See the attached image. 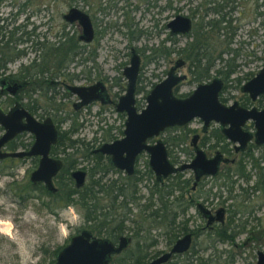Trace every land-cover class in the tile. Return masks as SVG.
Wrapping results in <instances>:
<instances>
[{"label": "rangeland", "instance_id": "1", "mask_svg": "<svg viewBox=\"0 0 264 264\" xmlns=\"http://www.w3.org/2000/svg\"><path fill=\"white\" fill-rule=\"evenodd\" d=\"M19 1L22 2L23 0H2L0 2V25L3 26V17L9 14L7 12L9 7H6L7 3L15 4ZM88 1L92 5L81 0H54L48 12L40 11L38 15L30 18L35 32L38 33L34 40L44 43L46 52L50 44L57 41V35L61 32L74 37L79 34V27L76 24L69 25L61 19L60 14L69 6L87 10L95 24L94 40L85 47L87 52L94 48L96 54L94 63L87 60L82 61L83 58L88 57V53H80V55L74 57L73 62L61 70L65 74L58 75L53 78L54 80L66 84L88 85L101 78L105 80L110 96L114 92L120 95L123 91L119 86L125 83V78L121 75L125 65H123V62L126 61V65L128 64L129 56L126 57V54L129 48L133 47L135 52L137 51L136 53L139 55L141 62L137 82L139 91L135 94L137 108L143 107L146 91L152 84L163 79L165 71L177 58L186 60L185 65L180 69L181 73L186 74V79L178 86L175 93L186 94L199 82L191 79V74L187 68L188 60L184 58V55H178L176 50L180 51L181 48L186 46L184 50L188 52L189 45L187 44L190 43L196 31L200 32L202 37L205 38V53L210 60H213L208 71V77L200 82L206 81L205 79L210 80L212 77L221 79V75H218L215 71L225 72L227 69L226 63L234 68V71L226 79H222L223 87L219 92L221 102L230 104L233 100L240 102L244 99V94L241 93L239 87L246 80L243 78L245 73L254 75L264 61V0H237L235 8L225 16V20H228L227 25L225 20L218 22V19L221 13L227 12L228 8L225 6L221 10L217 6V9H220L219 13L209 12L206 9L208 6L207 0H128V4L130 3L132 8L136 6V9L131 8L130 11L129 6L124 8L128 10L124 21L126 24H130L128 27L123 24L122 12L103 19L93 6V1L96 0ZM221 1L217 0L220 3ZM147 2H149L148 5ZM150 2L151 4L155 3V5L151 7ZM121 4L123 3L120 2L119 5ZM100 6H103V4ZM160 7H164V9ZM176 14L188 16L192 20V29L185 36H172V39H166L168 29L165 28V23ZM23 18L24 15L19 16L16 23H19ZM206 23H209L210 26H206ZM213 23L215 25L212 26ZM197 25H199L198 29ZM1 29L3 30V28ZM193 29L196 30L193 31ZM5 32L2 31L4 40L7 36ZM160 47L173 49L174 52H170L167 56L157 54L155 57L157 51L154 50ZM13 48L12 51L14 52L22 46L16 45ZM24 52V55L14 58L11 61L12 63L6 65V73H16L19 64L28 65L32 59H35V62H40L42 49ZM204 59H201V64ZM45 75L46 73H44ZM35 77L37 78V75ZM53 86L56 90L52 97L53 102L61 106V113L64 114L60 118L67 116V120L60 123V129H67L71 118H73L75 124H81L78 126L76 133L72 135V139L91 142L92 138H95L96 140L92 144L89 143L92 150L102 142L111 141L100 138L106 132L115 135V139L122 136V133L118 134L117 131L123 129L124 117L117 115L112 105H100L98 102H92L74 111L71 103L76 99L75 96L65 94L63 87L60 85ZM23 95L24 93L21 96L23 97ZM47 96H49L48 93ZM31 97L35 98L37 104L41 106L37 107L36 112L33 113L35 117L40 118L41 116L43 118L47 116L45 114L46 109L48 113H53L48 108V104L43 102L38 91L31 93ZM26 100V97L21 99L22 102ZM200 126L201 122L198 119H193L186 125L187 128L185 129L199 130ZM216 126L214 123L209 124L207 133H211ZM177 133L178 130H164L159 134V137L168 141L172 136L174 139L170 138V140L174 141ZM191 134L183 136L185 140L181 145V150L183 148L184 151L190 149L188 141ZM20 135L19 140L23 142L32 141L29 133L24 132ZM215 142L213 138H209L207 141L208 144H214ZM168 144L169 141L166 146L171 148L174 154H178L180 160L188 159V155H183L179 150V146L173 147ZM221 144L220 142L216 143L217 146L215 145L210 150L203 149L212 154L215 150H221ZM75 146L78 147L79 144L76 143ZM80 150L83 151V146L80 147ZM67 151L73 152L71 149ZM249 152L256 159L264 153V148L252 147ZM78 156L79 154L75 155L77 158L75 169L87 167L89 162H86V160L80 161ZM241 157L243 158V171L249 174L247 182L233 176L237 165L232 164L226 176L234 181L230 193H228L229 180L225 181L221 176L224 167L221 168L214 179L212 177L205 178L202 188H199V190H202L201 192L208 195L204 199L203 197L199 199L207 208L216 210L219 207H224L231 210L229 213L225 210L224 213V221L228 217L231 223L226 234L231 235V232L235 231L232 243L217 242L212 230L216 231L222 227L218 223L212 224V229L199 232L196 239L193 240L195 243L194 249L199 251L196 255L210 264H255L256 251L264 252V237L258 235L264 229V184L262 189L251 187L256 176L250 169L247 156L237 155L238 159ZM146 161L147 154L142 152L137 156L134 164L137 173L144 176L137 185L140 195L143 196L147 195V187L151 184V180H145ZM258 165L263 168L264 172V159L260 160ZM6 167L7 169H5L3 175H0V264H50V260L54 259V256L51 255L53 250L65 245L69 238L78 233L84 226L81 214L72 206L59 210L54 209V212L57 211V213H50L40 204V201L48 202L50 200L46 196H41L39 201L30 198L17 205L12 192H16L17 186L29 182L28 174L34 166L32 160L27 159L24 161L14 160L7 163ZM82 170L85 171V169ZM8 172L13 174L6 175ZM120 175H123V173ZM116 176L115 171L111 170L103 175L105 179L115 178ZM180 176L181 179H186L190 177V171H184ZM87 179L86 174L85 181ZM13 182L15 186L12 188ZM132 212L136 214V209H132ZM187 214L186 225L190 229L204 225V219L196 214L193 207L189 208ZM179 219L178 217L177 220ZM125 226H130V223L128 225L125 223ZM148 234L155 240V243L147 248L149 256L152 257V254L157 256L169 248L165 244L162 231L160 234L159 229H152ZM243 242L245 244H242ZM130 246L133 249L134 241H131ZM175 260L177 259L172 258L165 264H173Z\"/></svg>", "mask_w": 264, "mask_h": 264}, {"label": "water", "instance_id": "2", "mask_svg": "<svg viewBox=\"0 0 264 264\" xmlns=\"http://www.w3.org/2000/svg\"><path fill=\"white\" fill-rule=\"evenodd\" d=\"M61 19L70 24L76 23L79 27L78 41L89 42L93 37V31L88 16L76 7H70L61 15ZM170 35H185L190 31V19L181 14L174 15L166 24ZM183 61L177 59L168 69L166 76L146 94L145 105L139 111L134 106V88L139 67L137 53L130 51L128 64L122 69V76L126 80L124 94L115 104V110L124 112L122 136L109 142H103L91 150L109 157L110 164L124 172L126 175L133 173L134 160L138 153L145 151L148 154V167L153 172L157 182L163 178L183 169L193 171L194 181L201 176H214L218 171L220 162H227L219 151L207 158L204 151L195 144L194 135L191 138L194 156L188 163L174 166L167 158V152L163 142L157 139L154 144H147L146 140L157 135L162 129L170 126L186 124L193 118L202 121L203 131L209 122H215L227 141L235 143V152L242 151L248 141L260 145L264 144V109L255 107L244 108L237 100L230 104L222 103L218 93L222 88V81L213 77L207 82L198 83L185 97H177L173 94V88L182 80L184 75L174 73ZM65 90L74 94L78 99L76 106L87 105L92 101L101 104L110 103L104 83L96 80L88 85L64 84ZM241 93H246L251 100L264 93V65L251 78L239 87ZM252 122L254 131L243 129L245 121ZM0 125L3 133L0 135V159L21 158L37 156L35 168L29 173L31 184L41 183L47 193L53 194L56 187L53 178L62 167L59 158L49 155L50 147L56 142L57 129L51 118L46 116L37 120L21 104L15 103L7 112L0 111ZM27 132L32 136V142L26 150H1L4 144L15 135ZM69 177L75 188H80L85 181V171L73 169L69 171ZM199 212L206 217V224L212 221H222V209L215 211L211 216L209 211L201 204L197 205ZM190 235L185 234L176 239L168 251L163 252L146 262V264H164L172 254H181L190 246ZM130 238L120 235L115 243L109 238L93 235L89 230L82 229L72 235L68 242L55 254L51 264H108L112 255L119 254L126 249ZM255 264H264V254L256 253Z\"/></svg>", "mask_w": 264, "mask_h": 264}, {"label": "trees", "instance_id": "3", "mask_svg": "<svg viewBox=\"0 0 264 264\" xmlns=\"http://www.w3.org/2000/svg\"><path fill=\"white\" fill-rule=\"evenodd\" d=\"M224 20V16L221 15L218 22ZM225 21L227 25L228 20ZM126 26L128 27L129 25L127 24ZM196 27L198 29L199 25ZM195 30L193 29V31ZM194 33L196 36L194 34L190 43L187 44L189 45L188 52L184 50L186 46L181 48L180 51L176 50V52L178 55H184V58L188 60L191 79L200 82L208 77V71L212 66L213 60H210L205 53V38L202 37L200 32L195 31ZM154 51L164 56L169 55L171 52L164 47L157 48ZM80 53L77 38L67 36L65 32H61L57 35V41L50 44L47 52L46 46L42 49L39 63L32 59L28 65L21 66L18 69V73L23 74V77L19 78L27 81L21 87L24 92L23 97L27 98L23 105L29 112L35 113L37 107L40 106L37 104L36 99L31 97V93L35 91H38L44 103L53 104L51 93L54 90L53 85L57 84V81L53 78L58 75H64L65 73L61 70L73 62L74 57L80 55ZM15 54L11 49L0 47V69H3V62L1 61L3 56H13ZM201 59H204L202 64ZM86 60L94 63V54H88V57L83 58L82 61ZM226 66L225 72L215 71L218 75H221V79H226L234 71L233 66H229L227 63ZM44 73H46L45 76ZM36 75L37 78L35 77ZM47 93L49 96H47ZM57 107V105L53 106L54 112L58 111L59 107ZM45 114H48L47 111ZM52 117L58 132L56 143L51 147L50 154L59 156L62 160V167L53 178L56 191L50 194L45 191L41 184L26 182L21 186H17L16 192H12L17 205L30 198H35L39 201L41 196H46L50 200L48 202L40 201V204L50 213H57V211L54 212V209L74 207L81 214L84 222V226L81 229H87L92 234H96V236L109 238L112 242H115L120 235H128L130 243L134 241L133 249L129 243L128 247L119 254L112 255L108 264H145L149 258L155 256L152 254L151 257L147 254V248L155 243V240L148 234L150 230L159 229L160 234L161 231L162 233L164 232L168 246L181 231L186 230V220L183 218L186 205L182 193L185 186L180 178V173L169 176L166 182L158 183L151 176L149 169L146 168L145 180H151V184L147 187V195H140L137 185L143 179V175L137 172H134L131 176L117 174L109 163L108 156L91 152L89 143L92 144L96 140L95 138H92L91 142H83L81 139L71 138L81 124H75L73 118H71L68 128L61 130L60 123L66 121L67 116L54 118V115H52ZM117 133L121 134L122 130L119 129ZM115 137V135L113 136L106 132L100 138L113 140ZM210 137L216 141L215 143L221 142L224 144L221 150H227L224 138L217 129L211 132ZM19 138L20 135L8 141L5 144L6 149L14 150L18 147H23V141L19 140ZM170 138L168 141H171ZM180 139L183 140L182 135H180ZM76 143L79 144L78 147L75 146ZM81 146H83V151L80 150ZM69 149L73 150V152L67 151ZM76 154H79L80 161L86 160V162H89L87 167H81V169H85L88 179L80 188H75L69 177V171L76 168ZM244 155L247 156L250 169L256 176L253 188L262 189L264 183L263 168L259 167L257 159L250 153H244ZM242 159L241 157L240 161L236 163L237 167L234 173H237L239 177L244 175L246 180H248L249 174H244ZM7 163L3 161V166L0 163V173L2 168L3 173L7 169ZM109 170L115 171L117 176L105 179L103 175ZM227 171L229 169L225 167L224 172H221L223 180L224 178L228 179L226 177ZM6 175H11V173L8 172ZM14 186L13 182L12 188ZM175 191H177L176 194H174ZM140 200L142 201L140 202ZM132 209H136V214L132 212ZM178 217H181V219L177 220ZM125 223L127 225L130 223V226H125ZM223 230L219 228L214 231L217 241L225 242L229 239L230 236ZM194 245L195 243L193 242L189 250L182 255L173 256V258L177 259L173 264H195V261L196 264H210L196 255L199 251L194 249ZM60 248L53 250L51 255L55 256ZM53 260V258L50 260V264Z\"/></svg>", "mask_w": 264, "mask_h": 264}, {"label": "flooded vegetation", "instance_id": "4", "mask_svg": "<svg viewBox=\"0 0 264 264\" xmlns=\"http://www.w3.org/2000/svg\"><path fill=\"white\" fill-rule=\"evenodd\" d=\"M82 2H84V3H90L88 0H81ZM146 1V0H145ZM237 0H222L221 1V3L220 2H217V0H207V11H209V12H213V13H219L218 12V9H217V6H219L220 7V9L222 10L225 6L228 8V10H227V12H223V13H221V15H223L224 16V18H225V16H227L228 15V13L232 10V9H234L235 8V2H236ZM54 2V0H23L22 2H18V3H7V5H6V7L8 8V10H7V12H9V14L7 15V16H5V17H3V26L2 25H0V29L1 28H3V30L1 29V31H0V47H3V48H7V49H14L13 47H15L16 45H21L22 46V48H20L19 50H16V51H14L13 53H16L15 55H13V56H3V59L1 60L2 62H3V69H0V111L3 113H5V112H7L8 111V109L10 108V107H12L15 103H19V104H21L24 108H25V106L23 105V103L24 102H22L21 101V99L23 98L21 95L24 93L23 92V89H22V85L23 84H26V80L25 79H21V78H19V77H23V74H21V73H18V69L21 67V66H26V65H23V64H19V67H18V69H16L17 70V72L16 73H6V69H7V66L6 65H8V64H10V63H12L11 61L14 59V58H18V57H20L21 55H24V51H29V50H32V51H38L39 49H44L45 48V44L44 43H40L39 41H35L34 40V38L38 35V33H36L35 32V29L33 28V23L30 21V18L32 17V16H35V15H38L39 14V12L40 11H42V12H45V11H47L48 12V9L50 8V5H51V3H53ZM123 3V4H121V5H119V3ZM91 5H92V3H90ZM101 4H103V6H100ZM149 4V2H147V5ZM150 4H151V2H150ZM40 5H41V7H40ZM155 5V3H152L151 4V7L152 6H154ZM93 6L97 9V12H99L100 14H101V16H102V18L104 19V18H109L110 16H115V15H118L120 12H122V16H123V24L126 26L127 24L124 22L125 21V15L126 14H128V10H126V9H124V8H126L127 6H129V11L131 10V8H132V5L129 3L128 4V0H96V1H93ZM70 7H75V6H69L68 8H70ZM67 8V9H68ZM76 8H78V7H76ZM161 9H164V7H160ZM10 9V10H9ZM12 9H13V11H12ZM66 9V10H67ZM78 9H80V8H78ZM132 9H136V6H134ZM66 10L64 11V12H62L61 14H60V16L63 14V13H65L66 12ZM82 12H84L87 16H88V18H89V20H90V23H91V27H92V31H93V37H92V39H91V41H89V42H82V41H79V42H81L82 44H80L79 42H78V44H79V50L81 51V53H84V52H86V53H88V54H94V57H95V52H94V48H92V49H90V50H88V52L87 51H85V47H87V45L89 44V43H91L93 40H94V26H95V24L93 23V21H92V19H91V16H90V14L88 13V11L87 10H83V9H80ZM217 10V11H216ZM216 11V12H215ZM21 15H24V18L23 19H21L20 20V22L19 23H16V20H17V18L19 17V16H21ZM181 15H183V14H181ZM186 16V15H185ZM188 17V16H187ZM189 18V17H188ZM49 19V21H50V17L48 18ZM190 19V18H189ZM170 20V19H169ZM168 20V21H169ZM167 21V22H168ZM190 21H191V27H190V31H191V29H192V20L190 19ZM167 22L165 23V28L167 29V27H166V24H167ZM73 23H70L69 25H72ZM74 24H76V23H74ZM77 25V24H76ZM128 25H130V24H128ZM206 26L207 25H209L210 26V24L209 23H206L205 24ZM78 26V25H77ZM27 27H29V28H27ZM231 27V26H230ZM229 27V28H230ZM2 31H3V33L5 32L6 34H7V36H6V39L4 40V34L2 33ZM189 31V32H190ZM188 32V33H189ZM187 33V34H188ZM187 34H185V35H187ZM185 36V35H181V34H175V35H170L169 34V30H168V32H167V34H166V39H172V36ZM77 38V37H76ZM77 41H78V39H77ZM131 49H133L134 50V48L133 47H130L129 48V50H128V52H127V54H126V57L127 56H129L130 57V51H131ZM169 50V49H168ZM135 51V50H134ZM141 50L139 49V52H140ZM171 52H174V50L172 49V50H170ZM137 52V51H136ZM135 52V53H136ZM19 53V55H17ZM20 53H22V54H20ZM157 54H159L158 52L155 54V57H156V55ZM138 55V54H137ZM161 55H163V54H161ZM160 55V56H161ZM129 57H128V60H129ZM138 59H139V67H138V72H139V69H140V57H139V55H138ZM177 59H181L182 61H183V63L178 67V68H176L175 69V71H174V73L175 74H177V75H184L185 77L182 79V80H180L178 83H177V85L173 88V94L175 95V96H177V97H185V96H187L190 92H188V93H186V94H176L175 93V91H176V89L178 88V86L186 79V74L185 73H181L180 72V69L185 65V63H186V60H184V59H182V58H177ZM177 59H175V60H177ZM174 60V61H175ZM173 61V62H174ZM126 61H124L123 62V65L125 64L126 65V63H125ZM173 62H172V64H173ZM128 63V62H127ZM171 64V65H172ZM124 65V66H125ZM170 65V66H171ZM264 65V61H263V63H262V66ZM170 66L167 68V70L165 71V75H164V77L166 76V73H167V71H168V69L170 68ZM188 63H187V68H188ZM261 66V67H262ZM260 67V68H261ZM259 68V69H260ZM259 69H258V71H259ZM257 71V72H258ZM138 72H137V76H136V81H135V88H134V94H133V98H134V106H135V108H136V111H139L140 109H142L143 107H144V105H145V103H144V105H143V107H141V108H137V106H136V103H135V94L139 91V88H138V86H137V82H138ZM188 72H189V69H188ZM256 72V73H257ZM121 73H122V71H121ZM14 75H16V76H14ZM122 75V74H121ZM250 75V76H249ZM247 76H249V77H247ZM253 76V74L252 73H245V75H244V79H246L245 81H247L249 78H251ZM28 77V76H27ZM123 77V76H122ZM163 77V78H164ZM26 78V77H25ZM124 78V77H123ZM213 78V77H212ZM219 78V77H218ZM96 80H101L103 83H104V85H105V88H106V92H107V94H108V97H109V100H110V103H106V104H101L100 102H98V101H92V102H98L100 105H112L113 106V108H114V111L117 113V115H119V116H122V117H124V119H125V114H124V112H118V111H116L115 110V104L117 103V100H118V98L121 96V95H123L124 94V89H125V84H126V80H125V83L123 84V85H120L119 87H120V89H122V94H120V95H117V92H114V93H112L111 94V96H110V94H109V92H108V88H107V86H106V84H105V80H102L101 78H98V79H96ZM96 80H94V81H96ZM162 80V79H161ZM160 80V81H161ZM206 81H204V82H207V81H209V80H207V79H205ZM57 81V84H55V85H60V86H62L63 87V89H64V93L65 94H72V93H70V92H68V91H66L65 90V88H64V84H66V83H64V82H60L59 80H56ZM93 81V82H94ZM221 81H222V83H223V80L221 79ZM244 81V82H245ZM243 82V83H244ZM199 83H202V82H199ZM242 83V84H243ZM91 84V83H90ZM198 84V83H197ZM196 84V85H197ZM153 85L154 84H152L150 87H149V89L146 91V94L149 92V90L153 87ZM195 85V86H196ZM241 86V85H240ZM222 87H223V85H222ZM222 89V88H221ZM221 91V90H220ZM56 93V90L54 89L53 91H52V93H51V95L53 96L54 94ZM219 94L220 93H218V98H219ZM244 94V99L243 100H240V102H238V104L240 105V106H242V107H244V108H250V107H255L256 109H258V110H260V109H264V93H261V94H259V95H257L256 97H255V99L254 100H251L250 98H249V96L246 94V93H243ZM72 95H74V94H72ZM75 96V95H74ZM146 96V95H145ZM75 98H76V96H75ZM145 98V97H144ZM220 100V99H219ZM221 101V100H220ZM76 102H78V99L76 98L72 103H71V107L73 108V110L74 111H77V110H79V109H81L82 107H84V106H86V105H82V106H76ZM92 102H90V103H92ZM90 103H88V104H90ZM87 104V105H88ZM254 104V105H253ZM55 105H57L58 107V111H56V112H54V109H52L53 108V106H55ZM38 107H41V106H38ZM48 108L51 110V111H53V113H48L47 114V116L48 117H50L51 118V120H52V122L54 123V125H55V127H56V129H57V126H56V123H55V121L53 120V117H52V115H54V118L55 117H59L60 118V116L61 115H64L63 113H61V106L59 105V104H55L54 102H53V104L52 105H48ZM26 109V108H25ZM27 110V109H26ZM28 111V110H27ZM46 111H48L47 109H46ZM29 112V111H28ZM30 114H32L31 112H29ZM56 113H57V115H56ZM52 114V115H51ZM33 115V114H32ZM59 115V116H58ZM34 116V115H33ZM35 117V116H34ZM46 117V116H45ZM37 120H42L43 118H39V117H35ZM124 119H123V122H124ZM193 119H198V118H193ZM193 119H191V120H193ZM190 120V121H191ZM200 122H201V126H200V128H199V130H197V129H191V130H186L185 128H187L186 127V125L190 122H187L186 124H183V125H180V126H170V127H166V128H164V129H162L157 135H155V136H152V137H150V138H148L147 140H146V143L147 144H154L155 143V141L157 140V139H160L162 142H163V144H164V146H165V149H166V152H167V158H168V160L174 165V166H178V165H180V164H183V163H188V162H190L191 161V159L193 158V156H194V151H193V146L191 145V138L194 136V135H196V137H195V144L197 145V147H199V148H201L203 151H204V153H205V156L207 157V158H209V157H211V156H213V154L216 152V151H219V150H215V151H213V153L212 154H209L206 150H204L203 148H205V149H207V150H210V149H213L214 147H215V145H216V143H214V144H208L207 143V141H208V139L209 138H211L210 136H211V133L209 132V133H207V129H208V127H209V124H211V123H214V124H216L217 126L214 128V129H212V131L213 130H218V132L221 134V136L224 138V136L222 135V133H221V131H220V129H219V125L217 124V123H215V122H209L208 123V125L206 126V128L202 131L201 130V127H202V121L200 120V119H198ZM123 124V123H122ZM243 129L244 130H247V131H250V132H253L254 131V128H253V125H252V122L250 121V120H248V121H245V123H244V125H243ZM250 129V130H249ZM164 130H178V133L175 135V140L174 141H169V144L168 145H170V146H173V147H177V146H179V150L183 153V155H188L187 157H188V159H186V160H180V158H179V156H178V154H174L173 153V151L171 150V148H168L167 146H166V141L164 140V139H161L160 137H159V134L161 133V132H163ZM211 131V132H212ZM57 132H58V130H57ZM3 133V128L1 127V125H0V135ZM22 133H24V132H21V133H19V134H17V135H15L12 139H14L15 137H18L20 134H22ZM189 133H192L191 134V136H190V138H189V141H188V144H189V146H190V149L189 150H187V151H184V148L181 150V145H182V143H183V141L185 140L184 139V137L183 136H185L186 134H189ZM210 134V135H209ZM180 135H182V137H183V140H181L180 139ZM21 136V135H20ZM30 137H32V136H30ZM174 137V136H173ZM11 139V140H12ZM20 139V138H19ZM117 139V138H116ZM174 139V138H173ZM178 139H180V140H178ZM113 140H115V139H113ZM168 140V139H167ZM10 141V140H9ZM112 141V140H111ZM8 142V141H7ZM6 142V143H7ZM32 142V141H31ZM31 142H23V147H18V148H16V149H14V150H26V149H28L29 148V146H30V144H31ZM224 142L226 143V148H227V150L226 151H223V150H220L219 152L222 154V156L223 157H226L227 159H228V161L227 162H220L219 163V165H218V171H217V173H216V175H214V176H210V175H208V176H201L196 182L194 181V176H193V171L191 170V169H183L182 171H177V172H175V173H173V174H170V175H168L166 178H163V180H162V182H166L167 180H168V178H169V176H171V175H175V174H177V173H180V175L184 172V171H190V177H188V178H186V179H181L183 182V184H184V189L182 190V193H183V199H184V201H185V205H186V210H185V213L183 214V218L186 220V224H187V220H188V214H187V211L189 210V208H191V207H193V209L195 210V212H196V214H198L200 217H202L203 219H204V225L203 226H200V227H198V228H195V229H190L187 225H186V230L185 231H181V233H179L177 236H176V238L170 243V245H169V248L171 247V245L173 244V242L176 240V239H178V238H180V237H182L183 235H185V234H189L190 235V246H189V248L191 247V245H192V243H193V240L194 239H196V236L199 234V232H202L203 230H205V229H212V224H215V223H218L220 226H222V227H220L221 229H224L223 231L226 233L227 232V230H229V227H230V225H231V223H230V220L228 219V217H226V220L224 221V213H225V210H226V212L227 213H229V212H231V210L230 209H228L227 210V208L225 209L224 207H219V208H221L222 209V221H217V220H215V221H212L210 224H207V225H205L206 224V217H203L202 215H201V213L199 212V210H198V207H197V205L198 204H201L202 206H204L208 211H209V214L211 215V216H215V211L217 210H211L210 208H207L206 206H205V204L203 203V202H200V197H203V199L205 198V197H207L208 195L207 194H204L203 192H201L202 190H199V188L201 189L202 188V186H203V183H204V179L205 178H207V177H212V179H214L218 174H219V172L221 171V168L222 167H224V169H225V167H227L228 169H229V167H230V165H232V164H236V163H238L239 161H240V159L241 158H237V155L238 154H242V155H244V153H250L251 155H252V153L251 152H249L250 151V149L252 148V147H260V148H264V144H260V145H257V144H255V143H253V141H248L247 143H246V145H245V147L243 148V150L242 151H238V152H235L234 151V149H233V145L235 144V143H232V142H230V141H227L225 138H224ZM5 143V144H6ZM56 143V142H55ZM55 143L52 145V146H54L55 145ZM103 143V142H102ZM221 143V142H220ZM5 144H4V148H3V145H2V147H1V150H3V149H5V150H7L6 149V147H5ZM101 144V143H100ZM51 146V147H52ZM217 146V145H216ZM222 146H224V144L222 143L221 144V147H220V149L222 148ZM51 147H50V150H51ZM96 148V147H95ZM50 150H49V155L50 156H52V157H55V158H59V156H53V155H51L50 154ZM93 150V149H92ZM11 151V150H10ZM246 151V152H245ZM142 152H144V153H146L145 151H141L140 153H142ZM140 153H138L137 154V156L140 154ZM99 154V153H98ZM147 154V153H146ZM224 154H226V155H224ZM230 154L232 155L231 157H230ZM137 156H136V158H137ZM253 156V155H252ZM109 158V157H108ZM136 158H135V160H136ZM27 159H30V160H32V164H33V166H34V168H35V166H36V164H37V161H38V157L37 156H25V157H21V158H5V159H0V163L2 164V166H3V161H5V162H8V163H11V162H13L14 160H19V161H24V160H27ZM60 160H61V158H59ZM257 159V161H258V164H259V161L260 160H262V159H264V153H262V154H260L259 156H258V158H256ZM135 160H134V164H135ZM147 161H148V154H147ZM146 161V166H147V168L149 169V167H148V162ZM61 162H62V160H61ZM109 163H110V161H109ZM241 163L243 164V162L241 161ZM33 168V169H34ZM114 168V167H113ZM33 169H31L30 171H29V173L33 170ZM114 170L116 171V173L117 174H121V173H123V175H126V174H124V172H122V171H120V170H118V169H116V168H114ZM149 171H150V174H151V176L153 177V179L155 180V178H154V175H153V172L149 169ZM134 172H137V170H135L134 169V165H133V173L131 174V175H133L134 174ZM9 173H11V175L13 174L12 172H9ZM58 173V172H57ZM244 174H246V173H244ZM0 175H3V168H2V172L0 173ZM29 175V174H28ZM131 175H129V176H131ZM126 176H128V175H126ZM220 176V175H219ZM233 176H235V178H238V179H240V180H242V181H244V182H247V180H246V177L244 176V175H242L241 177H239L238 175H237V173H234L233 172ZM85 177H86V173H85ZM181 177V176H180ZM226 178H224V180H225ZM229 180V185H228V193H230V191H232V187H233V183H234V181L232 180V179H226L225 181H228ZM156 181V180H155ZM85 182V181H84ZM157 182V181H156ZM162 182H158V183H162ZM73 183V182H72ZM35 184H37V183H35ZM39 184H41V183H39ZM53 184H54V182H53ZM84 184V183H83ZM82 184V185H83ZM264 184V183H263ZM42 185V184H41ZM55 186V185H54ZM238 186H240V185H238ZM252 188L254 187L253 186V184H252V186H251ZM241 190H242V188L241 187H239ZM254 189V188H253ZM257 189V188H256ZM175 194L177 193V191H175L174 192ZM230 195V194H229ZM228 195V196H229ZM246 196V195H245ZM180 219H181V217H179ZM225 223V224H224ZM222 224H224V225H222ZM213 232H214V230H212ZM234 233H235V231H232L231 232V235H229L230 237H229V239L227 240V241H225L226 243L227 242H231L232 243V239H233V235H234ZM162 235H163V238H164V241H165V235H164V232L162 233ZM259 236H262V237H264V229H262V231L261 232H259V234H258ZM119 237V236H118ZM118 239V238H117ZM117 241V240H116ZM115 241V242H116ZM114 242V243H115ZM217 242H220V241H217ZM165 244H166V246H168L167 245V243H166V241H165ZM242 244H245V242H243ZM169 248L166 250V251H168L169 250ZM189 248L185 251V252H187L188 250H189ZM166 251H164V252H166ZM258 251H260V250H257L256 251V253L258 252ZM185 252H183V253H185ZM260 252H262L263 254H264V252L263 251H260ZM163 253V252H162ZM183 253H181V254H172V256L165 262V263H167V262H169V260H171L172 258H173V256H176V255H182ZM257 255V254H256ZM255 262H256V260H255ZM164 263V264H165Z\"/></svg>", "mask_w": 264, "mask_h": 264}, {"label": "clouds", "instance_id": "5", "mask_svg": "<svg viewBox=\"0 0 264 264\" xmlns=\"http://www.w3.org/2000/svg\"><path fill=\"white\" fill-rule=\"evenodd\" d=\"M77 219H79V217H77Z\"/></svg>", "mask_w": 264, "mask_h": 264}]
</instances>
